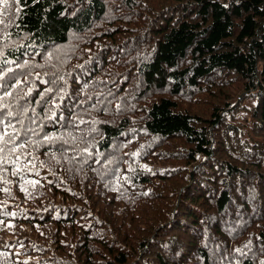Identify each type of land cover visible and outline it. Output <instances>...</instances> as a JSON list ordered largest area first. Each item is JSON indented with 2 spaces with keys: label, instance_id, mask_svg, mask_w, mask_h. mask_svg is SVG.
I'll list each match as a JSON object with an SVG mask.
<instances>
[{
  "label": "trees",
  "instance_id": "1",
  "mask_svg": "<svg viewBox=\"0 0 264 264\" xmlns=\"http://www.w3.org/2000/svg\"><path fill=\"white\" fill-rule=\"evenodd\" d=\"M0 264H264V0H0Z\"/></svg>",
  "mask_w": 264,
  "mask_h": 264
},
{
  "label": "rangeland",
  "instance_id": "2",
  "mask_svg": "<svg viewBox=\"0 0 264 264\" xmlns=\"http://www.w3.org/2000/svg\"><path fill=\"white\" fill-rule=\"evenodd\" d=\"M248 105H250V104L248 103ZM242 137H243L242 139L249 140V136H247L245 133V126H244L243 131H242ZM144 168H146L147 170H151V171H153L154 169L155 170L160 169L159 167H154V166H144Z\"/></svg>",
  "mask_w": 264,
  "mask_h": 264
}]
</instances>
